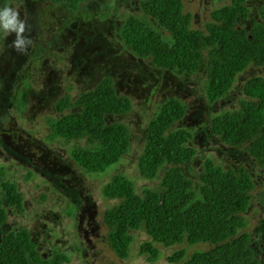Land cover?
Wrapping results in <instances>:
<instances>
[{"label":"rangeland","instance_id":"rangeland-1","mask_svg":"<svg viewBox=\"0 0 264 264\" xmlns=\"http://www.w3.org/2000/svg\"><path fill=\"white\" fill-rule=\"evenodd\" d=\"M142 1L82 0L73 11L66 1L13 0L25 20V35L32 45L21 54L11 47L14 35L0 40V166L4 170L0 182L15 183L23 195L24 211L19 213L4 202L7 219L0 227V240L9 231L27 228L32 240L38 242L42 257L51 259L55 248L67 252L69 261L63 264H170L167 256L181 248L186 249V257L198 249H211L213 245L205 242L157 245L159 256L149 261L148 254L141 252L142 242L150 238L145 228L130 231L134 239L126 259L119 258L108 242L104 213L117 199L104 194L105 185L120 174L133 181L139 194L145 187L160 190V180L170 167L163 166L150 180L139 174L137 164L145 127L170 98L187 106L184 118L173 128L191 131L193 137L187 145L196 149L192 160L180 166L184 175L198 185L207 158L224 169L245 168L254 189L243 214L247 226L242 231L250 233L251 247L260 240L255 227L264 219V166L249 155L247 143L237 147L225 144L211 134L209 123L212 117L239 105L244 98V83L251 77L264 76V65H249L236 76L223 99L209 103L206 53L197 72L177 75L138 57L124 44L120 27L130 15L143 19L170 39L169 32L144 12ZM230 1L183 0V10L192 14L193 29L206 32L211 12ZM244 4L250 13L238 22V27L262 21L258 10L264 0H246ZM105 77L114 81L118 94L132 101L128 114L112 117L129 126L131 148L106 172L93 174L71 156L75 146H92L91 140L51 138L47 118L61 116L54 108L59 97L69 94L74 99Z\"/></svg>","mask_w":264,"mask_h":264},{"label":"trees","instance_id":"trees-1","mask_svg":"<svg viewBox=\"0 0 264 264\" xmlns=\"http://www.w3.org/2000/svg\"><path fill=\"white\" fill-rule=\"evenodd\" d=\"M66 1L75 11L82 0ZM246 0H231L211 12L206 32L191 27L192 14L184 12L183 0H143L144 12L170 34L166 39L143 19L130 15L120 27L124 44L142 59H150L156 67L177 75L193 74L202 66L205 53L206 97L209 103L223 99L236 76L249 65H264V4L258 10L262 21L250 27H238L248 18ZM236 108L227 109L210 120V132L231 146L247 143V151L264 166V76L249 78L243 85ZM54 108L61 116L47 118L50 137L64 140L87 138L92 146H75L73 160L85 171L102 174L117 164L130 151L131 131L123 120L112 117L128 114L132 101L120 95L114 81L105 77L95 87L72 98L59 97ZM69 110V111H68ZM187 106L170 98L161 105L143 132V146L137 164L139 174L154 179L160 168H167L160 180V190L143 188L136 191L125 175H115L104 187L107 197L117 202L104 213L108 242L122 259L129 255L134 239L131 230L145 228L149 240L142 242L141 252L149 261L159 256L157 245L171 247L186 242L213 245L196 250L186 257L181 248L167 256L170 264H264V219L255 227L260 240L251 247V236L242 231L247 226L248 210L254 182L245 168L224 169L211 158L203 163L199 184L184 175L181 165L191 161L196 149L187 145L193 137L186 128H173L184 118ZM4 175L0 166V177ZM0 227L7 219L6 202L20 213L24 211L23 195L14 182H0ZM38 242L27 228L9 231L0 240V264H63L69 254L54 249L51 259L41 256ZM257 249V250H256Z\"/></svg>","mask_w":264,"mask_h":264},{"label":"clouds","instance_id":"clouds-1","mask_svg":"<svg viewBox=\"0 0 264 264\" xmlns=\"http://www.w3.org/2000/svg\"><path fill=\"white\" fill-rule=\"evenodd\" d=\"M25 30V20L21 18L13 0H0V40L14 35L11 47L23 54L32 45L31 38L25 35Z\"/></svg>","mask_w":264,"mask_h":264},{"label":"crops","instance_id":"crops-1","mask_svg":"<svg viewBox=\"0 0 264 264\" xmlns=\"http://www.w3.org/2000/svg\"><path fill=\"white\" fill-rule=\"evenodd\" d=\"M184 3V2H183Z\"/></svg>","mask_w":264,"mask_h":264}]
</instances>
